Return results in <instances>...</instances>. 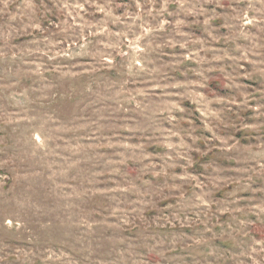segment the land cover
I'll use <instances>...</instances> for the list:
<instances>
[{
    "label": "rangeland",
    "instance_id": "1",
    "mask_svg": "<svg viewBox=\"0 0 264 264\" xmlns=\"http://www.w3.org/2000/svg\"><path fill=\"white\" fill-rule=\"evenodd\" d=\"M0 264H264V0H0Z\"/></svg>",
    "mask_w": 264,
    "mask_h": 264
}]
</instances>
